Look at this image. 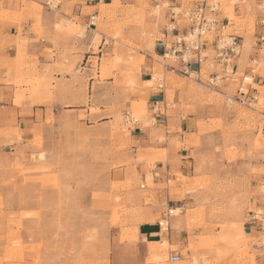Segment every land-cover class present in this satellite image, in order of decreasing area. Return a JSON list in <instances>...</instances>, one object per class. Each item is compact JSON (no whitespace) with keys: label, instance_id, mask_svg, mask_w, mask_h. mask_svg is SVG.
I'll return each instance as SVG.
<instances>
[{"label":"rangeland","instance_id":"1","mask_svg":"<svg viewBox=\"0 0 264 264\" xmlns=\"http://www.w3.org/2000/svg\"><path fill=\"white\" fill-rule=\"evenodd\" d=\"M181 1L182 9L174 12L183 15L196 2ZM209 1L219 5L220 21L227 17L226 30L243 48L238 70L235 63V74L221 79L217 88L209 81L222 78L223 67L211 57L203 63L201 82L197 75L188 78L162 67L175 65L154 50L163 38L168 2L159 9L151 0L101 4L97 16L89 12L94 18L90 27L63 19L56 31L86 39L87 45L76 50L85 47L92 57L55 64L60 79L24 63L27 54L18 45L9 76L0 83L14 87L17 106L48 109L44 121L39 112L27 136L22 127L15 130L18 142L26 138L16 154L0 156V264H111L115 231L121 242L136 241L143 216L161 222L173 206L182 209L175 210L171 226L185 231L186 239L169 245L163 236L166 244H149V264H264V233L247 222L254 212L264 214V42L258 19L264 1ZM58 2L0 0V24L17 26L10 47L20 44L29 19L36 41L47 37L41 31L46 7ZM179 24L189 27L186 17ZM216 36L206 38L213 42ZM46 53L54 57L51 50ZM241 86L255 102L237 100ZM151 93L165 95L169 105L168 111L156 112L197 121L195 134L170 145L176 151L197 148L191 174L176 171L170 182L157 186L147 180L148 171L158 161L155 154L168 151L143 150L131 137L137 125L152 128L155 123ZM56 102L77 106L56 110ZM156 137L162 144L167 140L164 133ZM150 207H157L156 215ZM180 250L182 260L171 263L170 252Z\"/></svg>","mask_w":264,"mask_h":264},{"label":"crops","instance_id":"2","mask_svg":"<svg viewBox=\"0 0 264 264\" xmlns=\"http://www.w3.org/2000/svg\"><path fill=\"white\" fill-rule=\"evenodd\" d=\"M133 3L135 0H124ZM261 4L264 0H257ZM114 0H59L55 8L46 7L47 12L45 14L46 20L43 22L42 32L47 35L43 39L38 40L37 31L33 29V19H29L24 25L22 38L20 44L14 43L10 47L11 42H16L17 36V26L11 24H0V80L6 79L9 74V67H12L14 60L17 59V54L15 51L18 48V45L22 46V50L27 54V58L24 63H30L34 66L40 74H44L47 70L53 72V76L60 79L62 73L55 68V64L66 63L67 59L74 60L76 58H83L87 61L92 56L90 52L84 47L83 49L77 51L79 45L83 42L87 45L86 39H82L80 36L66 35L63 32H57L55 27L63 19L69 22H75L83 24L84 26H89L92 24L93 17L89 12H94V15L97 16L98 10L96 9L101 4L105 6L113 5ZM152 4L155 7L165 4L166 2L170 3L169 11L166 13L167 24L163 31V38L158 39L155 45V52L159 58L167 59L164 56L167 55L168 46L173 44V39L177 34H184L186 27H181L179 22L184 20L183 15L180 13H175L174 10L182 9L181 0H151ZM198 0L194 2V6H197ZM159 9V8H158ZM258 19L261 22L264 20V10H258ZM227 17L222 19L221 25L226 26ZM170 27H174L176 31H171ZM261 30V24H260ZM26 40V41H25ZM24 41V42H23ZM87 42V43H86ZM106 38L103 39V44H105ZM243 43V40H242ZM85 45V46H86ZM104 45L102 49H104ZM2 49L4 50L3 52ZM51 50L54 54L53 58H49L47 51ZM209 60V59H208ZM207 60V61H208ZM173 61V60H172ZM175 65H169L168 70L174 72L175 74L182 75L179 71L184 70L183 64L178 60L174 61ZM165 64V63H164ZM6 65L7 67L3 66ZM167 65V64H166ZM194 66V67H193ZM190 68L192 73L200 74L202 67H198L197 64L191 63L187 65ZM196 67V68H195ZM171 68V69H170ZM174 68V69H172ZM167 70V71H168ZM174 70V71H173ZM238 70V66H237ZM150 75V74H149ZM184 76V75H182ZM186 76V75H185ZM184 76V77H185ZM67 77V76H66ZM187 77V76H186ZM189 78V77H188ZM152 79V78H151ZM263 80L258 77L256 83L261 84ZM14 87L11 84L0 83V156L3 154L9 156L10 158L18 152L20 147L24 144L26 138L22 139L21 142L17 140L16 129L22 127V133L24 137L28 135L29 129L33 125L38 123L39 112H43V121L45 117V112L48 109V106H38V105H27V106H17L15 104L14 97ZM60 95V94H59ZM73 100V99H72ZM150 104V113L151 119L155 121L152 128L144 127L137 125L131 134L132 139L136 142V146L140 147L143 150L152 149L156 146V150L163 152L168 151L165 154H159L157 152L158 161L155 163V168L152 171H148L152 174L151 177H147L149 182H152L154 186L162 184L164 182H170L173 177L174 172L178 171L185 175L191 174L193 165H194V154L196 151L195 146H187L182 148L180 151H176L174 147H170L173 144L175 139H184L183 135L187 133H196V118L194 116H187L185 118L182 114L177 113L176 115H166L162 112H156V108L161 109L164 107L168 111L169 105L166 103L165 95L158 93H151L148 99ZM158 105L159 107H156ZM65 106H77L75 104H61V102H56L52 107L56 110L63 109ZM26 113V114H25ZM203 112H200V115H203ZM172 127L175 129L172 130ZM164 133L165 138H167L165 143H161L157 135ZM162 192H159V200L162 201ZM168 202L166 203L169 208L172 206L169 205L170 200L167 196ZM162 204V203H161ZM173 209L176 211H181L182 208L177 207ZM184 207V206H183ZM151 215L154 216L157 214V207H150ZM143 221L138 224L139 230L138 235L136 236V241L133 242H121L119 240L120 231H115L117 237L113 239L110 247L109 262L111 264H149L148 260L150 259L149 254V244L153 245L157 241H163V236L167 237V244L172 245L176 241L186 239L187 233L185 231H178L174 226H170L168 233H164L162 226H160L159 221L150 223L154 221V218L150 215H145L142 217ZM165 218V215H163ZM164 242V241H163ZM165 243V242H164ZM166 244V243H165ZM180 256L182 260L181 250L178 252H170L172 257Z\"/></svg>","mask_w":264,"mask_h":264},{"label":"built area","instance_id":"3","mask_svg":"<svg viewBox=\"0 0 264 264\" xmlns=\"http://www.w3.org/2000/svg\"><path fill=\"white\" fill-rule=\"evenodd\" d=\"M50 3L48 4V6ZM207 7V0H198L197 6L189 12L187 17L189 21V27L186 29L184 34H177L173 39V44L168 46L167 55L164 57H170L173 61L178 60L183 64L184 70L179 71L182 75H186L187 77H192V72L187 65L191 63H195L198 67H201L203 62L209 59L206 54L208 51H212V59L211 61L223 67L224 76L219 79L218 76H212L209 84L214 86L215 88L221 82V79L231 78L236 71L235 63L238 57L241 55V43L237 39L236 36L229 34L227 37L224 36L221 31L224 26L221 25V22L218 21L217 17L219 14L217 10L211 9L210 13H205V9ZM50 8H54L51 6ZM171 31H176L174 27L169 28ZM207 33L217 34L216 39L213 42H210L209 39L206 38ZM260 42H264V20L261 22V32L259 34ZM162 67L168 70L169 65L162 64ZM230 68L233 72H229ZM171 69V68H170ZM174 69V68H172ZM175 70V69H174ZM173 70V71H174ZM198 82H201L199 77L197 78ZM218 81V82H217ZM160 89H163L164 86L160 85ZM237 99L242 104H252L255 102V97L250 94L249 91H246L244 87H240L238 90ZM172 212L166 215L163 220H166L168 216H172ZM250 220H248V224L258 225L259 231L264 233V218L263 214H261L258 218V214L250 215ZM161 226V222H160ZM180 260V256H175L171 258V261Z\"/></svg>","mask_w":264,"mask_h":264},{"label":"bare ground","instance_id":"4","mask_svg":"<svg viewBox=\"0 0 264 264\" xmlns=\"http://www.w3.org/2000/svg\"><path fill=\"white\" fill-rule=\"evenodd\" d=\"M160 6H158V7H155L156 9H158ZM196 6H193V8H191L188 12H186V13H184V15L183 14H181V15H183V17H188V15H189V12L192 10V9H194ZM211 9H214V10H217V13L218 14H220V10H219V5L217 4V3H214V2H210L209 0H207V7H206V9L204 10L205 11V13H207V14H209L210 13V10ZM217 19H218V21H220V19H219V17H217ZM169 28H171L170 26H169ZM222 32H223V34H224V36L225 37H227L228 35H229V33H228V31L226 30V28H225V26H224V28L221 30ZM208 34V33H207ZM207 34H206V36H207ZM216 39V38H215ZM214 39V40H215ZM241 51H242V44H241ZM211 52L212 51H208L206 54L208 55V57H209V59H210V57H211V59H212V56H211ZM241 56V55H240ZM239 56V57H240ZM162 59V58H161ZM203 63H206L205 61L203 62ZM203 66V64L201 65V67ZM236 66H237V61H236ZM202 72H203V67H202V70H201V72H200V74H197V73H193L192 74V76H195V75H197L198 77H200L201 76V74H202ZM229 72H233L232 71V69L230 68V70H229ZM158 76V75H157ZM192 78V77H191ZM252 81V80H251ZM218 82V81H217ZM127 119L128 120H133V118L130 116V114H128V117H127ZM153 121V120H152ZM179 211V210H178ZM170 212H172L173 214L172 215H174L175 214V210L174 209H171V210H168V213H167V215L170 213ZM252 214H258V218H260L259 216L261 215V214H263L261 211L260 212H254V213H252ZM264 215V214H263ZM172 218V216H168L167 217V219L166 220H163V221H161V226H162V230H164V231H169V229L171 228L170 226H169V224H170V219ZM263 218H264V216H263ZM165 228V229H164ZM173 257V256H172ZM171 256H169V261L171 262V263H173V262H177V263H179L180 262V260H178V261H171V258H172Z\"/></svg>","mask_w":264,"mask_h":264}]
</instances>
